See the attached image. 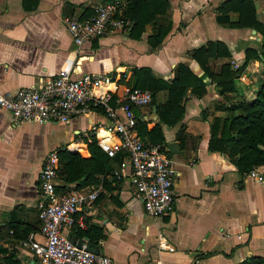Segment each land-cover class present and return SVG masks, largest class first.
<instances>
[{"label":"crops","instance_id":"0c3cea01","mask_svg":"<svg viewBox=\"0 0 264 264\" xmlns=\"http://www.w3.org/2000/svg\"><path fill=\"white\" fill-rule=\"evenodd\" d=\"M100 1L38 0L34 8L24 9L21 0H0V88L39 84L61 66L76 73L115 74L113 96H123L133 82V66H148L152 76L167 80L177 62L201 74L203 70L190 52L207 38L224 41L230 50L227 56H209L213 71L224 60L234 67L243 60L246 47L258 50L261 44L262 35L255 28L215 20L214 6L219 0H168L158 19L170 22V28L156 45L143 36L153 30L154 20L144 23L139 37L130 35L129 24L75 44L63 16H88ZM253 2L257 18L262 20L264 0ZM235 17L236 12H231L230 18ZM202 79V94L185 88L182 116L173 124L161 123V142L174 168L170 211L155 216L144 212L128 179L129 167L122 150L108 158L107 167L96 172L93 181L83 182V186L97 188V196L90 205L78 207L73 222L64 224L62 230L68 236H85L98 252L109 257V264H238L249 257L264 260V180H254L245 173L241 176L220 151L207 147L213 116L228 112L214 108V101L223 100L215 80L208 74ZM263 79L264 58L250 57L235 77L236 93L250 94ZM153 95L155 103L135 107L147 129L157 120L153 106L166 100L167 89L159 88ZM110 102L114 104L112 99ZM94 106L65 122L18 123L11 121L8 109L0 107V264H40L22 239L29 231L41 238L36 202L42 159L50 149L63 147L89 157L86 142L76 131L110 121L103 107L99 111ZM116 111L121 117V110L117 107ZM139 135L153 140L148 133ZM258 168L264 169V163ZM78 180L67 181L60 174L55 177L56 183L66 185ZM79 218L83 226L77 224ZM26 227L29 231L23 234ZM84 229L91 235L83 233Z\"/></svg>","mask_w":264,"mask_h":264},{"label":"built area","instance_id":"2783aa9c","mask_svg":"<svg viewBox=\"0 0 264 264\" xmlns=\"http://www.w3.org/2000/svg\"><path fill=\"white\" fill-rule=\"evenodd\" d=\"M124 4L122 0H103L93 6L88 16L65 14L63 22L72 41L79 45L113 28L128 26L130 19L123 14ZM114 81L115 74L110 72L76 73L60 66L39 84L0 88V107L8 109L11 121L18 123L24 120L65 122L94 105H101L110 118L108 124L77 130V137L84 138L93 133L96 143L108 156L122 150L129 167L128 179L144 212L152 216L166 213L172 208L175 193L172 160L163 143L142 139L135 128L137 115L133 109L150 102L151 90L128 86L123 96H113ZM117 107L121 110V117L117 114ZM57 161V149H50L38 171L36 216L41 238L29 231L22 243L32 249L40 264H109L106 254L92 251L84 243L77 245L62 230L64 224L73 222L76 209L90 205L98 191L93 186L83 185L56 190ZM245 174L254 180H264V169L258 165L252 166ZM76 221L83 226L81 218Z\"/></svg>","mask_w":264,"mask_h":264},{"label":"trees","instance_id":"16d2710c","mask_svg":"<svg viewBox=\"0 0 264 264\" xmlns=\"http://www.w3.org/2000/svg\"><path fill=\"white\" fill-rule=\"evenodd\" d=\"M37 1L21 0V5L24 9H31L36 6ZM167 3L168 0H126L123 14L130 19V35L139 37L144 30V23L154 20L153 30L143 36L151 45L158 44L170 28V22L158 19L165 11ZM214 10V17L218 23L228 26H249L260 32L262 40L259 49L246 47L244 58L239 64L232 67L229 61L224 60L220 63L219 69L213 71L209 66V56H227L230 50L224 41L207 38L190 52L203 72L197 74L189 65L177 62L174 74L169 80L152 76L148 66H133L131 86L150 89V102H156L153 94L157 89L163 87L167 89L166 100L156 103L157 120L154 125L147 129L145 119L137 116L135 128L139 134L148 133L152 141L161 142L164 139L161 123L173 124L182 116V94L185 88L189 86L192 93L202 94L205 90V81L202 77L203 74H208L215 80L218 91L223 95V100L214 101V108L225 109L228 114L213 116L207 147L220 151L242 176L252 166L264 163V79L247 95L236 93L235 85L237 72L250 57L264 58V10L262 20L256 16L253 0H219ZM231 12H236L235 18H230ZM94 108L103 111L101 105H96ZM182 130L180 126V131ZM83 139L89 153L87 158L65 147L57 149L56 173L63 175L67 181L79 180L72 185L55 183L56 190L64 191L73 186H82L87 179L93 181V175L107 167L108 158L111 156L99 147L95 135L90 133ZM27 231L29 228L26 227L23 229V234ZM82 232L91 235L87 229ZM252 263L261 264L262 260L249 257L238 264Z\"/></svg>","mask_w":264,"mask_h":264},{"label":"water","instance_id":"95a60500","mask_svg":"<svg viewBox=\"0 0 264 264\" xmlns=\"http://www.w3.org/2000/svg\"><path fill=\"white\" fill-rule=\"evenodd\" d=\"M252 30L254 31V28H252ZM153 109L154 110L156 109V105L155 104L153 106ZM133 110H134V113L137 116L140 115V113H139L137 108H134ZM170 147H173L172 143H170ZM69 238H70L71 241L75 242L77 245H80L81 243H84L86 248H88V249H90L92 251H97V249L95 247V244L92 243L91 241H89L85 236L76 238L75 235H71V236H69Z\"/></svg>","mask_w":264,"mask_h":264}]
</instances>
